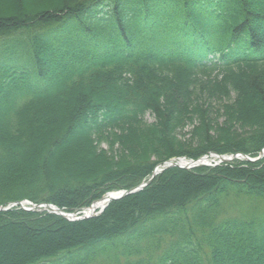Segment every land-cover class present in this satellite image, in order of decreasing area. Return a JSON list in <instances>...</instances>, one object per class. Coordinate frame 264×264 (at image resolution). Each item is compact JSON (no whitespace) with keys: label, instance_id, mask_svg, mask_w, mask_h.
<instances>
[{"label":"trees","instance_id":"1","mask_svg":"<svg viewBox=\"0 0 264 264\" xmlns=\"http://www.w3.org/2000/svg\"><path fill=\"white\" fill-rule=\"evenodd\" d=\"M263 150L264 0H0V208ZM263 202L264 158L171 167L0 210V264H264Z\"/></svg>","mask_w":264,"mask_h":264},{"label":"water","instance_id":"2","mask_svg":"<svg viewBox=\"0 0 264 264\" xmlns=\"http://www.w3.org/2000/svg\"><path fill=\"white\" fill-rule=\"evenodd\" d=\"M244 158L248 159V160H251V161H256V160H259L260 158H262L264 156V151L260 154V156L258 158H251L247 155H244V154H241ZM239 157V154L237 155H234L232 157H224V156H220V162H225V161H231L233 160L234 158H237ZM208 161V157H203L199 160H193L192 162H189V163H186V164H182L181 162H178V161H175V160H170L168 161L167 165L164 167L162 165H158L156 167V169L154 170V173L152 175V177L142 183L141 185H138L132 189H128V190H120V191H116V192H111L109 193L108 195L102 197L100 200L96 201L94 203V206L91 210H88V211H85L83 214H76V213H72V212H68L54 204H49V203H46V204H43V205H39L40 207H43V209L41 210H49L53 213H56V214H59V215H62L64 216L65 218L69 219V220H72V221H75V220H81V219H85V218H89V217H93V216H96L98 215V213L102 212L110 202L116 200V199H121V198H124L128 195H131L133 193H136L142 189H144L146 186H148L149 184L152 183V181L154 180V178L162 173L166 167H174V166H180V167H183V168H191V167H195L201 163L203 164H206ZM107 202V204H104L103 206H96V204L98 202ZM38 205H34L33 207H30L28 208V210H36L38 207ZM96 206V207H95ZM98 209H100V211L98 212Z\"/></svg>","mask_w":264,"mask_h":264},{"label":"rangeland","instance_id":"3","mask_svg":"<svg viewBox=\"0 0 264 264\" xmlns=\"http://www.w3.org/2000/svg\"><path fill=\"white\" fill-rule=\"evenodd\" d=\"M106 9H109V8H106ZM147 118L149 121H155V117L150 115V114L147 115ZM193 127H194V124H188L185 127V129L182 131L181 137L188 139L190 137V131L192 130ZM259 207H261V209H263L264 208V202H263V204L259 205ZM122 260L124 261V259H122ZM92 264H115V263L108 261V260H105L103 257H99Z\"/></svg>","mask_w":264,"mask_h":264},{"label":"bare ground","instance_id":"4","mask_svg":"<svg viewBox=\"0 0 264 264\" xmlns=\"http://www.w3.org/2000/svg\"><path fill=\"white\" fill-rule=\"evenodd\" d=\"M175 158H178V157H174V158H172V159L166 160V161H165L164 163H162L161 165L165 167V166L167 165L168 161L173 160V159H175ZM181 163H182V164H186L187 162H185V161L182 160ZM167 168H170V167H166L165 170H166ZM107 202H108V201H106V202H98V203L96 204V206H103L104 204H107ZM96 206H95V207H96Z\"/></svg>","mask_w":264,"mask_h":264}]
</instances>
